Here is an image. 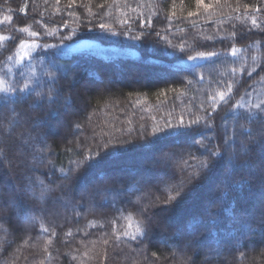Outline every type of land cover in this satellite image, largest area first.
<instances>
[{"label":"trees","instance_id":"16d2710c","mask_svg":"<svg viewBox=\"0 0 264 264\" xmlns=\"http://www.w3.org/2000/svg\"><path fill=\"white\" fill-rule=\"evenodd\" d=\"M0 17V264H264V0H0Z\"/></svg>","mask_w":264,"mask_h":264},{"label":"rangeland","instance_id":"374dc122","mask_svg":"<svg viewBox=\"0 0 264 264\" xmlns=\"http://www.w3.org/2000/svg\"><path fill=\"white\" fill-rule=\"evenodd\" d=\"M199 4L202 5L203 3V0H200V2H198ZM7 17V16H5ZM4 21H8V18H1L0 17V23L4 22ZM23 29H27L26 31H23L26 35H31V37H34L36 38L37 36L36 35H32L31 33L32 32H35V33H41V32H37L38 30L41 31L43 28H36L35 25H33V23L29 24V26H26L24 27ZM103 35L100 36L101 38L103 39H115L113 37V35L109 34H104L102 33ZM43 37L44 39H46L44 41L43 44H41L42 48H45L47 46V44H53V43H57L58 45L66 48L65 50H73L75 48H89V47H92L93 45H99L97 44L94 40H93V35H88L86 33H77L76 35H65L64 33H61V32H58V34H55V33H52V32H43ZM94 41V42H93ZM134 42H130L132 45H135V46H139L141 43H145L146 40L142 39V40H138L139 42H137L136 40H132ZM52 42V43H51ZM107 43L109 42H104V43H100L101 45L103 46H109L107 45ZM30 48L32 47L31 45L29 46ZM33 47H37V45L33 44ZM101 53L103 54H108L107 52H104V51H101ZM127 67V66H125ZM120 69L117 70V72H119ZM125 73H128L129 70L126 69L124 70ZM80 81V80H79ZM101 83L98 82V83H95L96 87L99 86ZM93 84H90L87 82V80L83 79L82 81H80V84L78 86H82V89L81 91H85V89H87V87H91ZM72 92L74 94L73 96V99H74V102L78 104V106H82V102L81 100L79 99L78 97V94L76 93V90L74 91L72 89ZM69 110H71L73 113L75 112L73 109H71L69 107ZM55 126L59 127V124L58 123H55ZM187 145V144H186ZM159 156V155H157ZM111 173H117V171H111ZM111 175V174H110ZM107 178H109V176L107 177V175H103L102 177H98L97 179H99V181H103V180H107ZM96 179V180H97ZM96 180H93V181H90L88 183L87 186L84 187L85 190H87L89 187H91L92 185H94L95 183H97ZM80 191H83V187H81L79 189ZM46 194V192H45ZM39 200V199H38ZM41 201V200H39ZM42 203V202H41ZM30 217L31 215L28 216L29 220H30Z\"/></svg>","mask_w":264,"mask_h":264},{"label":"snow or ice","instance_id":"6c2138e0","mask_svg":"<svg viewBox=\"0 0 264 264\" xmlns=\"http://www.w3.org/2000/svg\"><path fill=\"white\" fill-rule=\"evenodd\" d=\"M198 2H200V0H198ZM101 7H102V5H101ZM205 7H207V5H205ZM253 23H255V21H253ZM101 27H104V26L101 25ZM22 30L26 31L27 29H22ZM31 34L32 35H36L37 33L32 32ZM0 39H4V37H0ZM233 54H235V50H233ZM206 55L207 56H214V55H216V53L209 52V53L205 54V53L201 52V53L198 54V57L197 56H189V59L195 60L197 58H205ZM25 87H27V86H25ZM0 91H4V89L0 88ZM219 96H220V99L222 101L225 99V94L223 92L219 93ZM255 107L260 109L261 105H256ZM262 111H264V109H262ZM261 121H262V125H264V117H261ZM194 123H198V121H194ZM0 151H2V150H0ZM217 154L218 153L213 152V155H217ZM204 166L205 167L207 166L206 162H205ZM168 199L171 200V199H174V197H169ZM44 231H47V229H44ZM68 235H71V233L69 232Z\"/></svg>","mask_w":264,"mask_h":264}]
</instances>
